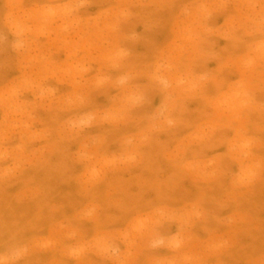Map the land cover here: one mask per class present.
Here are the masks:
<instances>
[{
    "label": "rangeland",
    "instance_id": "obj_1",
    "mask_svg": "<svg viewBox=\"0 0 264 264\" xmlns=\"http://www.w3.org/2000/svg\"><path fill=\"white\" fill-rule=\"evenodd\" d=\"M0 264H264V0H0Z\"/></svg>",
    "mask_w": 264,
    "mask_h": 264
}]
</instances>
